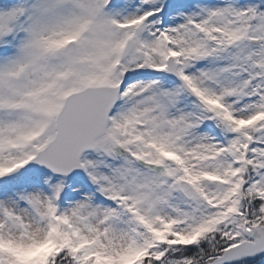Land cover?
Listing matches in <instances>:
<instances>
[{"label": "snow or ice", "instance_id": "obj_1", "mask_svg": "<svg viewBox=\"0 0 264 264\" xmlns=\"http://www.w3.org/2000/svg\"><path fill=\"white\" fill-rule=\"evenodd\" d=\"M0 264H264V0H0Z\"/></svg>", "mask_w": 264, "mask_h": 264}]
</instances>
